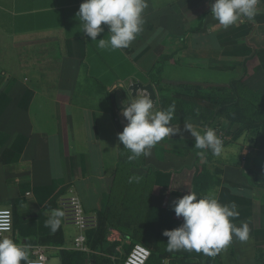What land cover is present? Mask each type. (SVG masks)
Instances as JSON below:
<instances>
[{
    "label": "crops",
    "instance_id": "1",
    "mask_svg": "<svg viewBox=\"0 0 264 264\" xmlns=\"http://www.w3.org/2000/svg\"><path fill=\"white\" fill-rule=\"evenodd\" d=\"M82 2L0 0V207L15 216L8 236L25 240L26 222L74 193L119 249L141 244L174 264H264V3L253 20L224 29L211 15L214 0H146L143 32L111 51L82 32ZM102 27L97 40L108 38ZM135 82L153 85L158 110L182 98L208 120L178 110L179 131L130 161L118 134ZM117 83L124 87L111 89ZM215 121L228 135L224 152L201 157L185 123L203 133ZM190 191L235 202L232 223H249L250 238L215 256L169 253L163 233L183 223L173 201ZM61 229L70 249L77 231Z\"/></svg>",
    "mask_w": 264,
    "mask_h": 264
},
{
    "label": "clouds",
    "instance_id": "2",
    "mask_svg": "<svg viewBox=\"0 0 264 264\" xmlns=\"http://www.w3.org/2000/svg\"><path fill=\"white\" fill-rule=\"evenodd\" d=\"M260 3H264V0H214L211 15L219 25L228 29L242 18L253 20ZM147 7L146 0H83L77 18L82 32L96 41L100 49L115 51L127 49L143 32ZM102 24L108 27V38L97 40L98 35L104 32ZM123 87L122 83H117L111 89ZM129 92L131 98L124 101L121 107V115L127 124L118 134V139L123 144V149L131 153L128 156L131 161L141 156H150L151 150L160 141L170 138L179 128L171 123L175 114V102L166 109L158 110L154 106L157 105L156 100L147 90L138 91L135 97ZM185 128L195 138L194 147L202 150L199 153L201 157L207 151L217 157L222 155L224 143L214 128L209 127L203 133L197 131L191 123H185ZM139 179L132 176L129 182H138ZM173 210L177 217L183 218V223L163 233L168 238L166 250L169 253L184 250L215 256L234 238L241 242L250 238L249 223L242 222L240 226L232 223L240 215L238 205L235 202L222 204L213 192L199 196L190 191L173 201ZM63 216V211L52 209L45 227L56 233L61 227ZM10 231V222L0 224V233ZM0 264H31L29 249L11 236L0 235Z\"/></svg>",
    "mask_w": 264,
    "mask_h": 264
},
{
    "label": "built area",
    "instance_id": "3",
    "mask_svg": "<svg viewBox=\"0 0 264 264\" xmlns=\"http://www.w3.org/2000/svg\"><path fill=\"white\" fill-rule=\"evenodd\" d=\"M213 127L223 140L224 145L228 141V135L223 125L213 122ZM60 210L64 212L61 218L62 225L75 227L77 235L73 240V247L79 252L89 251V232L99 228V221L96 217L88 215L82 205L81 200L74 193H70L60 202ZM11 223V231L0 233V235H13L15 232V216L11 209L0 207V224ZM31 264H56L49 259L47 247L37 245L31 247ZM152 259V252L149 248L141 244H136L125 258L122 264H149ZM156 264H174L171 259H162ZM186 264V263H184Z\"/></svg>",
    "mask_w": 264,
    "mask_h": 264
},
{
    "label": "rangeland",
    "instance_id": "4",
    "mask_svg": "<svg viewBox=\"0 0 264 264\" xmlns=\"http://www.w3.org/2000/svg\"><path fill=\"white\" fill-rule=\"evenodd\" d=\"M172 102H175L176 105L175 107L176 115L174 114L173 121L179 120L178 118H180L181 120L184 119L181 116L182 114L178 110H183L185 112H188L193 120L197 118L203 121L208 120L207 117L204 118V116H207L206 113H200L195 105H190L187 102H184L182 98H176ZM72 228L77 231L75 227ZM49 231L50 228L45 227V222H43L42 225L38 227L37 234L32 235L34 237L28 236L24 240L21 237L18 238L17 236H15L13 237V239L21 244H24L29 249V259H31V255H30L31 247L37 245H42V246L48 245V244H44L42 240L46 238V236H44L43 234H46ZM20 233H23V227L20 228ZM96 233L100 234L99 232ZM100 235H101V239L99 240L90 238L89 251L84 253L76 251L73 245H71L70 249H67L65 246L56 247V246L48 245L49 247L47 248V253L49 255V259L56 264H122L125 258L127 257V255L129 254L131 246L127 245L126 247L119 249L116 243L111 244L109 241L106 240V234H100ZM65 252H69L71 254V258L69 257L66 258L65 260L64 258ZM153 262L154 261L152 259L151 264H153Z\"/></svg>",
    "mask_w": 264,
    "mask_h": 264
},
{
    "label": "trees",
    "instance_id": "5",
    "mask_svg": "<svg viewBox=\"0 0 264 264\" xmlns=\"http://www.w3.org/2000/svg\"><path fill=\"white\" fill-rule=\"evenodd\" d=\"M205 100H207V99H205ZM209 100L212 101L214 104H217V100L218 99L216 97H210ZM198 110H200V109H198ZM49 207H51V206H49ZM49 207H47V208H49ZM47 208H45L44 210H41L39 212L38 218L32 219V220L26 222V225L23 227L24 230H23V234L22 235L30 236V235L37 234L38 225H39L38 223L42 224L43 222H45L49 218V217H47L45 215V211H46ZM41 224L39 225V227L41 226ZM96 232H97V230H92V231L89 232V235H88L89 236V242H90V238H94V239H97V240L101 239V235L96 233ZM43 235L46 236V238H44L42 240V242L44 244H48L50 246H56V247H61V246L64 245V236H63V231H62L61 227L56 233H52L51 230H50L48 233L43 234ZM130 251H131V249H130ZM69 257L71 258V254L69 252H65L64 253L65 260H66V258H69ZM159 258L160 259L156 261L153 258V254H152V259L154 261L153 264L158 263L162 259H168L169 255H168V253H162V254H160ZM151 260H150L149 264H151Z\"/></svg>",
    "mask_w": 264,
    "mask_h": 264
},
{
    "label": "water",
    "instance_id": "6",
    "mask_svg": "<svg viewBox=\"0 0 264 264\" xmlns=\"http://www.w3.org/2000/svg\"><path fill=\"white\" fill-rule=\"evenodd\" d=\"M129 90L132 92L133 97H135L138 91L147 90L151 94L152 98L156 100L157 105L154 104V106L158 107L156 92L152 84L145 85L140 82H135L134 84L130 86Z\"/></svg>",
    "mask_w": 264,
    "mask_h": 264
}]
</instances>
